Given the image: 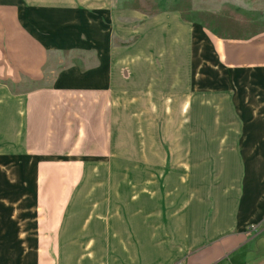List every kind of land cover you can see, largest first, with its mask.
Masks as SVG:
<instances>
[{"label":"crops","instance_id":"1","mask_svg":"<svg viewBox=\"0 0 264 264\" xmlns=\"http://www.w3.org/2000/svg\"><path fill=\"white\" fill-rule=\"evenodd\" d=\"M112 3L0 0V264L261 262L233 255L264 233V30L206 42ZM206 95L219 155L176 159Z\"/></svg>","mask_w":264,"mask_h":264},{"label":"rangeland","instance_id":"2","mask_svg":"<svg viewBox=\"0 0 264 264\" xmlns=\"http://www.w3.org/2000/svg\"><path fill=\"white\" fill-rule=\"evenodd\" d=\"M112 7L120 16L119 18L122 19H130L124 16L131 13L132 15H140L143 19L160 13H172L179 16L180 20L186 22L189 27H194L195 31L202 30L206 42L207 40L211 42L220 40L223 42L228 39H246L264 30V0H113ZM132 24L137 25L138 22H133ZM196 41L197 37H195L194 43ZM129 42H133V40H129ZM194 46L197 47L199 45L195 43ZM210 54L206 56V65L211 64ZM206 73L209 75L207 67H205ZM34 87L36 85L29 84L26 86L27 89ZM205 99L204 108L201 107L204 110V118L198 117L195 113L198 111L196 103L190 104V110L192 111L189 113V126L193 127L190 129L186 141H183V144H189V149L187 152L184 150L174 151V154H178L176 159H180L179 154L189 159L217 157L219 155L216 150H200L198 145L194 143V141H199L201 137L196 132L198 126L200 128L204 126L206 129H211L213 126L212 112L216 104L213 102L212 95H206ZM176 141L178 143L181 142L179 139ZM132 142V137L128 134L125 135V158L128 160L142 158L143 156H140L138 152L133 151ZM172 153L171 150L166 151L168 160L172 159ZM157 157L160 158L161 156L157 154ZM130 171L131 167L125 166V174L129 175ZM262 230H264V226L257 227L254 225L250 228V233L248 234L253 236L256 232ZM255 256H264V233L255 240L250 241L241 252L233 255L234 259L236 258L239 261L238 263H240V257L242 259L246 258L245 260L251 263ZM263 263L264 259L256 264ZM241 264L249 263L246 261Z\"/></svg>","mask_w":264,"mask_h":264}]
</instances>
